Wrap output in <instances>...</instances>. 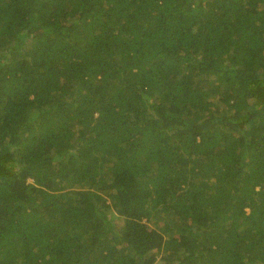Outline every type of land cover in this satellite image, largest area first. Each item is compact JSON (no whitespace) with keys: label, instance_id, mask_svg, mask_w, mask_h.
Wrapping results in <instances>:
<instances>
[{"label":"trees","instance_id":"obj_1","mask_svg":"<svg viewBox=\"0 0 264 264\" xmlns=\"http://www.w3.org/2000/svg\"><path fill=\"white\" fill-rule=\"evenodd\" d=\"M0 264H264V0H0Z\"/></svg>","mask_w":264,"mask_h":264},{"label":"rangeland","instance_id":"obj_2","mask_svg":"<svg viewBox=\"0 0 264 264\" xmlns=\"http://www.w3.org/2000/svg\"><path fill=\"white\" fill-rule=\"evenodd\" d=\"M120 221H121V219H120V218H118L117 224H120Z\"/></svg>","mask_w":264,"mask_h":264}]
</instances>
